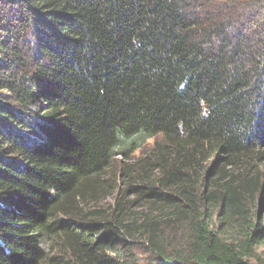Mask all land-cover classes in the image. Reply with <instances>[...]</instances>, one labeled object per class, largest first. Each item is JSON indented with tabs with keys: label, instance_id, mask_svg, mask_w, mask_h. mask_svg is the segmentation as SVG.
Returning a JSON list of instances; mask_svg holds the SVG:
<instances>
[{
	"label": "trees",
	"instance_id": "obj_1",
	"mask_svg": "<svg viewBox=\"0 0 264 264\" xmlns=\"http://www.w3.org/2000/svg\"><path fill=\"white\" fill-rule=\"evenodd\" d=\"M263 168L264 0H0V264H263Z\"/></svg>",
	"mask_w": 264,
	"mask_h": 264
},
{
	"label": "rangeland",
	"instance_id": "obj_2",
	"mask_svg": "<svg viewBox=\"0 0 264 264\" xmlns=\"http://www.w3.org/2000/svg\"><path fill=\"white\" fill-rule=\"evenodd\" d=\"M152 144H153V140H149L147 143H145L144 144V146L142 147V149H140V150H138L136 153H135V155H134V158H137V157H139L142 153H145V152H147L151 147H152ZM118 160H120L119 158H118ZM117 167H119L118 165L117 166H115L114 167V169L116 170L117 169ZM118 171V170H117ZM117 171H115V175H117L118 174V172ZM263 171H264V168H263ZM119 182V181H118ZM117 184H119V186H120V183H117ZM260 203L261 202H259L258 201V205H257V209L256 210H258L259 211V216H260V218L262 219V221H263V224H264V203L263 204H261V205H263V207L262 206H260ZM103 204H104V206H108L109 204H112V198H108V199H106L104 202H103ZM143 206H148L147 204H145V205H143ZM143 206L141 207V206H139V208H136L135 209V211L134 212H140V211H144V208H143ZM159 230L161 231V233H162V235H164V236H170L171 234H175L174 233V231H172L171 229V227L169 226V225H167V224H164V223H161L160 225H159ZM177 242H179V244L180 245H182V243H183V239H184V233H183V231H181L180 230V228H178V233H177ZM43 248L44 249H46V247L45 246H43ZM256 251H257V253L259 254V256H260V258H261V260H262V262H263V264H264V241H263V243L256 249ZM133 254H135L138 258H139V260L141 261V262H144L145 260H147L148 258H149V256L148 255H145L144 253H142L141 251H138V249H134L133 250Z\"/></svg>",
	"mask_w": 264,
	"mask_h": 264
},
{
	"label": "water",
	"instance_id": "obj_3",
	"mask_svg": "<svg viewBox=\"0 0 264 264\" xmlns=\"http://www.w3.org/2000/svg\"><path fill=\"white\" fill-rule=\"evenodd\" d=\"M263 203H264V200H262V201H261V203H260V206H262V207H263V205H261V204H263Z\"/></svg>",
	"mask_w": 264,
	"mask_h": 264
}]
</instances>
